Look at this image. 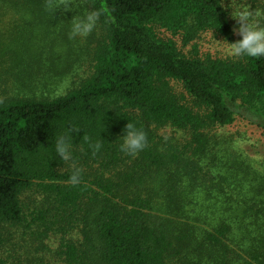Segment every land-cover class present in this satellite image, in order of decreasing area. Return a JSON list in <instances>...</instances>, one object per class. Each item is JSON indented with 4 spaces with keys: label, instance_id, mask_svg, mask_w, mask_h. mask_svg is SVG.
I'll return each mask as SVG.
<instances>
[{
    "label": "trees",
    "instance_id": "trees-1",
    "mask_svg": "<svg viewBox=\"0 0 264 264\" xmlns=\"http://www.w3.org/2000/svg\"><path fill=\"white\" fill-rule=\"evenodd\" d=\"M4 1L14 15L48 23L43 0ZM243 3L264 11L262 0ZM84 4L101 13L105 34L91 49L90 74L65 93L45 94L31 79L47 40L34 44L37 34L9 50L22 60L15 75L28 80L15 79L31 94L0 98V224L24 221L21 197L35 190L62 213V232L79 231L78 243H63L65 264H264V170L215 132L239 120L264 135V57L216 56L198 44L205 35L240 38L231 0H81L73 8ZM127 122L148 137L135 156L119 147ZM67 124L81 128L72 134L77 186L53 147ZM165 125L176 133L158 135ZM0 264L22 263L0 254Z\"/></svg>",
    "mask_w": 264,
    "mask_h": 264
},
{
    "label": "rangeland",
    "instance_id": "rangeland-1",
    "mask_svg": "<svg viewBox=\"0 0 264 264\" xmlns=\"http://www.w3.org/2000/svg\"><path fill=\"white\" fill-rule=\"evenodd\" d=\"M43 2L45 5L42 8L46 13L42 18H45V21L47 19L48 23L44 22L40 25L38 20H34L35 17L14 15L8 9L9 3L0 0V98L12 93L22 96L31 92L27 83L23 86L18 81L28 80L27 73L16 76L19 70L11 68V66L15 67L16 61L22 60L10 59L9 53L12 48L25 47L26 39L30 36H41L33 41L36 45L43 40L48 42L46 47L42 42V56L32 60L30 65L31 79L34 75L36 85L45 86L41 92L50 96L65 93L68 86L75 85L91 72V49L97 41L102 40L105 34L101 25L97 22L96 28L87 38H69L72 17L80 16L91 9L84 4L81 8L79 6L80 9L72 8V12H75L72 15H66L64 13L67 11L64 8L66 0H43ZM231 3L235 10L241 6H247L243 0H231ZM74 4L80 5L81 0H74ZM161 35L168 36L163 31ZM216 40L211 35H205L199 39L198 44L206 53L216 56L225 55L223 52L225 47ZM49 52L55 57H51ZM53 62L65 69L56 71L50 66ZM15 77L20 79L16 80ZM56 78L63 80L58 81ZM173 90L178 95L185 96L179 83H173ZM174 131L173 127L165 125L157 129V134L168 138L176 133ZM221 131L232 137L233 145L240 147L257 168L264 170L263 134L253 130L248 123L239 120L235 125L215 132L221 133ZM21 201L25 220L18 224H0L2 257L9 262L22 264H65L62 254L63 243H78L81 239L78 229L73 228L62 232V226L68 227L62 221V213L55 211L53 200L45 197L41 192L28 191L21 197Z\"/></svg>",
    "mask_w": 264,
    "mask_h": 264
},
{
    "label": "clouds",
    "instance_id": "clouds-1",
    "mask_svg": "<svg viewBox=\"0 0 264 264\" xmlns=\"http://www.w3.org/2000/svg\"><path fill=\"white\" fill-rule=\"evenodd\" d=\"M73 3L74 0H66L64 8L68 9L70 5L73 8ZM100 15L99 11L89 10L80 16L72 17L69 38H87L96 28ZM231 16L236 19L238 24V27L234 28L233 31L240 38L231 43L226 40L218 41L227 44L223 49L225 56L232 58L264 57V11L250 10L247 5L237 8L235 14L231 12ZM66 128L67 131L59 134L55 139L54 153L60 157L64 164L70 163L71 171L68 174V183L77 186L82 182L83 170L77 166L73 159L72 134L81 128L71 124H67ZM123 132V140L119 146L122 153L135 156L147 146L148 137L142 128L127 122ZM85 140L89 141V137L85 136ZM89 146L94 151H98L101 144L95 142L89 143Z\"/></svg>",
    "mask_w": 264,
    "mask_h": 264
}]
</instances>
